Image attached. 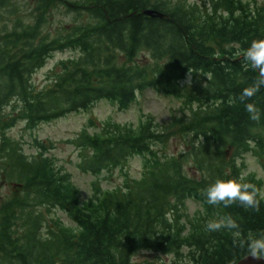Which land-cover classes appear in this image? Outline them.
Masks as SVG:
<instances>
[{
    "label": "trees",
    "instance_id": "1",
    "mask_svg": "<svg viewBox=\"0 0 264 264\" xmlns=\"http://www.w3.org/2000/svg\"><path fill=\"white\" fill-rule=\"evenodd\" d=\"M207 3L39 0L32 22L18 20L1 30V128L19 118L33 128L103 98L122 109L147 87L179 97L182 113H174L161 130L151 119L137 130L118 123L103 133L81 130L74 141L82 171L120 167L134 154L144 159L139 177L111 189L94 183L83 200L69 172L50 157L28 155L16 142L3 141L0 177L18 184L0 200V264H135L133 256L142 249L171 253L174 264H233L247 254L246 247L233 245L231 231L209 232L205 225L230 215L243 236L259 235L264 200L259 211L238 204L225 208L209 205L204 192L217 178L244 174L248 152L259 154L264 166V88L249 101L261 111L260 120L252 121L235 98L257 73L244 55L234 59L253 39L264 38V6L251 8L243 0ZM57 4L77 21L51 35L43 25ZM12 5L0 0L1 9L11 11ZM63 47H75L78 54L58 61L47 84L35 87L32 73ZM178 132L185 147L158 154L154 144ZM246 176L261 187L260 178ZM188 198L200 202L203 211L190 214ZM55 207L74 227L44 216Z\"/></svg>",
    "mask_w": 264,
    "mask_h": 264
},
{
    "label": "rangeland",
    "instance_id": "2",
    "mask_svg": "<svg viewBox=\"0 0 264 264\" xmlns=\"http://www.w3.org/2000/svg\"><path fill=\"white\" fill-rule=\"evenodd\" d=\"M12 10L0 8V35L1 30L8 29L18 20L19 22H32L39 12L36 5L39 0H10ZM205 1L208 4V0ZM251 8L263 7L264 0H243ZM264 14V13H263ZM72 15L67 13L61 4L52 7L48 14L47 22L43 25L51 35L62 31L63 27L69 28ZM12 27V26H11ZM78 50L75 47H63L53 51L44 64L32 73L31 80L35 87L39 88L47 84L48 73L61 59L68 56H76ZM189 76L185 79L188 80ZM5 111H11L10 106L5 107ZM174 113H182L181 99L176 95L164 94L156 91L152 87L144 88L137 92L135 100L125 107L119 108L110 99H99L90 107L78 111H71L58 118L41 121L35 127H27L24 120L17 119L14 125L0 127V144L3 141L16 142L21 150L26 154L39 156L45 154L51 158L52 162L60 169L66 170L70 174L72 182L78 187L81 199H86L92 193L93 184H98L103 189H111L124 184L125 180L137 178L143 169V155L134 154L124 162L122 166L112 169L102 170L97 174L82 171L78 162L80 152L74 139L78 133L85 129L89 133H103V128H109L115 124L127 125L137 130L144 120H153L158 129L167 125ZM184 135L180 132L167 133L163 141L154 144V149L158 154H173L185 147ZM44 144V146L40 145ZM0 154H3L1 152ZM243 173L253 174L261 179V188H264V166L263 159L259 154L248 152L242 158ZM13 180H4L0 177V200L12 195L14 185ZM187 210L190 214L202 212L203 206L200 202L188 198L186 200ZM47 219L60 217L64 223L74 227L73 221L66 213L55 207L49 211L44 210ZM135 264H174L173 254H162L150 250L142 249L134 256Z\"/></svg>",
    "mask_w": 264,
    "mask_h": 264
},
{
    "label": "clouds",
    "instance_id": "3",
    "mask_svg": "<svg viewBox=\"0 0 264 264\" xmlns=\"http://www.w3.org/2000/svg\"><path fill=\"white\" fill-rule=\"evenodd\" d=\"M244 59L252 70L257 73L256 78L243 87L235 98L244 104L249 119L259 121L261 118L260 109L249 101L264 88V38L253 39L247 49L244 50ZM191 81L186 80L185 84L190 85ZM206 201L209 205H223L225 208L238 204L246 209L259 211L261 200H264V188L249 182L247 176L242 174L238 178L222 179L217 178L210 184L205 192ZM205 228L209 232H218L222 229L231 231L233 245L245 248L247 257L255 260L264 259V232L259 235L249 233L246 237L242 235L240 225L230 215L209 219Z\"/></svg>",
    "mask_w": 264,
    "mask_h": 264
},
{
    "label": "water",
    "instance_id": "4",
    "mask_svg": "<svg viewBox=\"0 0 264 264\" xmlns=\"http://www.w3.org/2000/svg\"><path fill=\"white\" fill-rule=\"evenodd\" d=\"M145 13L150 14V15H159L162 16V13H160L159 11L155 10V9H145L144 10ZM244 55V52L239 53L238 55H236V57L234 59H236L237 57ZM223 58H226L224 56H221ZM221 57H216L215 59L221 58ZM228 59V58H226ZM234 59H228V60H234ZM248 254L240 257L237 261H235L233 264H264V259L262 260H255L251 257H247Z\"/></svg>",
    "mask_w": 264,
    "mask_h": 264
}]
</instances>
